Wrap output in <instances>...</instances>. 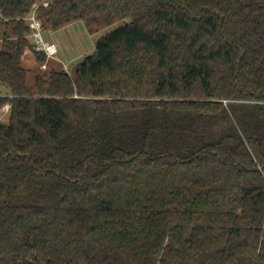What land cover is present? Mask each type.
I'll list each match as a JSON object with an SVG mask.
<instances>
[{
	"label": "trees",
	"instance_id": "obj_1",
	"mask_svg": "<svg viewBox=\"0 0 264 264\" xmlns=\"http://www.w3.org/2000/svg\"><path fill=\"white\" fill-rule=\"evenodd\" d=\"M43 1L0 0V264H264V1ZM35 3L133 20L30 82Z\"/></svg>",
	"mask_w": 264,
	"mask_h": 264
},
{
	"label": "rangeland",
	"instance_id": "obj_2",
	"mask_svg": "<svg viewBox=\"0 0 264 264\" xmlns=\"http://www.w3.org/2000/svg\"><path fill=\"white\" fill-rule=\"evenodd\" d=\"M43 17L42 20L46 19V16ZM131 20H133L132 13L111 16L107 12H103L101 14H96V18H93V16L71 18L69 21L64 22L62 27L58 29L52 27L50 20H44L46 22H44L45 36L55 40L59 46L58 58H46L44 62L47 61V67L45 68L42 66L44 62L40 64L37 60L36 52L33 51L32 48L26 49L24 52L23 64L33 70L29 73V81H33V73L35 70L46 75V73H50L51 67L57 69L63 68L70 75H74L75 64L86 54L94 51L96 41L100 36ZM3 29V23L0 22V47ZM4 87L5 86L2 85L1 89H3V91L8 90V88L5 87V89Z\"/></svg>",
	"mask_w": 264,
	"mask_h": 264
},
{
	"label": "built area",
	"instance_id": "obj_3",
	"mask_svg": "<svg viewBox=\"0 0 264 264\" xmlns=\"http://www.w3.org/2000/svg\"><path fill=\"white\" fill-rule=\"evenodd\" d=\"M44 5L48 4V0L43 1ZM38 4L35 3L32 9L25 16L28 24L30 25V32L28 37L33 43V49L39 52H44L46 54L47 59H55L58 58L59 46L57 42L53 39L47 38L44 34V25L43 20L38 14L37 10ZM43 67H47V61L42 64ZM1 95V90H0ZM8 110L10 108V104H6Z\"/></svg>",
	"mask_w": 264,
	"mask_h": 264
},
{
	"label": "crops",
	"instance_id": "obj_4",
	"mask_svg": "<svg viewBox=\"0 0 264 264\" xmlns=\"http://www.w3.org/2000/svg\"><path fill=\"white\" fill-rule=\"evenodd\" d=\"M1 41H2V36H1ZM27 56V55H26ZM3 86H5V85H3ZM6 87V86H5ZM4 87V88H5ZM2 88V85H0V89ZM7 88V87H6ZM5 88V89H6ZM2 90V92H3V95H6V94H8L9 93V89L8 90H6V91H3V89H1ZM2 95V94H1ZM0 95V96H1ZM6 104H10L8 101L7 102H4L3 104H1L0 105V119L1 120H3V121H7L8 119H9V110L6 108V107H4ZM7 115H8V117H7Z\"/></svg>",
	"mask_w": 264,
	"mask_h": 264
}]
</instances>
